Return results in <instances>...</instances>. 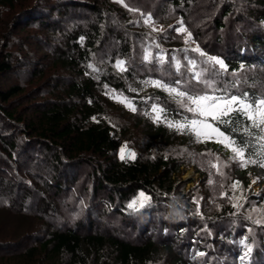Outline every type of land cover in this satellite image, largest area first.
I'll list each match as a JSON object with an SVG mask.
<instances>
[{
    "label": "trees",
    "instance_id": "trees-1",
    "mask_svg": "<svg viewBox=\"0 0 264 264\" xmlns=\"http://www.w3.org/2000/svg\"><path fill=\"white\" fill-rule=\"evenodd\" d=\"M18 1L30 0H0V6L14 8ZM124 2L36 0L21 13L45 30L40 42L47 47L48 63L42 58L31 72L39 88L0 89V119L11 130L0 134V140L12 161H21L14 152L34 154V172L29 174L40 187L30 184L22 192L23 201L8 206L28 212L22 205L29 203L51 224L45 238L26 249L23 263L264 264V194L256 197L249 187L258 180L264 193V168L240 167L232 151L169 127L167 121L192 119V113L168 92L146 83L162 80L175 87L180 81V90L211 94L205 83L210 81L229 92L264 95V0H158L160 17L138 0ZM149 16L160 18L166 31H153L144 22ZM199 16L202 26L213 25L217 37L213 42L196 39L206 56L191 51L194 47L175 31L179 18L191 25ZM146 51L151 53L148 61ZM213 55L224 59L229 73L218 74L205 63ZM120 60L127 71L115 66ZM189 60L196 62L195 68ZM202 69L208 71L197 82L193 76ZM12 72L9 53L0 59V75ZM40 93L45 99L35 100ZM115 94L134 105L135 111L127 110L135 124L114 115L117 108L124 109ZM31 97L20 111L22 100ZM153 104L165 109L160 122L153 120ZM127 145L137 153L135 158L121 159L120 150ZM85 167L92 169L96 198H104L90 215L70 223L54 207L56 202L50 203L51 210L47 201L62 193L73 199ZM189 168L199 174L200 186L187 189L182 175ZM141 192L148 200L129 208L143 199Z\"/></svg>",
    "mask_w": 264,
    "mask_h": 264
},
{
    "label": "rangeland",
    "instance_id": "rangeland-1",
    "mask_svg": "<svg viewBox=\"0 0 264 264\" xmlns=\"http://www.w3.org/2000/svg\"><path fill=\"white\" fill-rule=\"evenodd\" d=\"M52 1L55 2V0H51V2ZM89 1L92 2L93 0ZM114 1H118L123 5L125 4L124 0ZM138 2L150 6V9L153 8L154 10H157V16L160 17L159 12L161 11V8L160 6L157 7L158 0H138ZM35 4L36 0H30L27 2L18 1L14 8L0 6V59L9 53H13L14 62V72L8 75H0L1 90L6 91L13 85H25L28 89L39 88L40 86V84H35L32 73L33 67L39 63V60L42 58H45V60L43 59V63H48V59L46 58V46L42 45L40 42V37L44 36L45 30H43V28L38 29L36 27L38 25L37 23H29L26 18H22L21 16L25 9L32 7ZM200 15H202V13ZM151 21L152 23L149 25L152 30L155 28V32L158 33L166 31V26L164 23H161L160 18L159 20L151 19ZM181 21L183 22V27L187 30L186 32L180 33L184 36V39L187 36V33H191V39L188 40L186 44L193 46L194 48L198 46L200 50L206 53V48L202 47L196 39L201 36L203 41H206V39H211V42H213V39L216 40L217 37H215L216 35L214 36L211 30L213 25L208 27L202 26L200 23H203V18L200 16L197 17L196 22L191 23V25L184 19L179 18L175 22L177 26L180 27L179 22ZM38 45L41 49H38ZM213 56L224 61V59L218 55ZM32 80L33 83L31 82ZM44 94L45 93L42 95ZM42 95L41 93L39 95L37 94L38 98L35 100L45 99L46 96L42 97ZM45 95H47V98L49 97L47 92ZM32 97L31 99H28L29 102L26 100L27 98L22 100L24 106L19 109L20 111L25 109L26 105H28L33 99ZM114 99L120 104V106L122 105L124 107V109L117 108L113 112L114 115L121 122H127L132 125L135 124L134 118L130 117L128 111L132 110L134 107L129 98L115 94ZM122 100H125V102H121ZM125 109L128 112H125ZM22 127L25 128L24 125ZM10 131L11 130L5 126V122L0 119V134L5 136ZM135 139L139 140L137 142H140L141 140V138L137 136ZM207 140L220 146L223 150L231 152L229 148H225L222 144L217 143L215 139ZM18 143H21V141ZM122 149H124V157L126 156V152L130 150V153H134L133 158H135L137 153L133 152V149L130 146H124ZM13 154H16L21 159L20 162L18 161L19 163L14 158L13 160L15 162L12 161L10 159V154L5 153L3 144L0 140V264H26L22 261L24 252L27 248L34 245L37 240H43L47 233V224L51 225L46 220L39 217L38 211L35 212L36 207L30 206L29 203L23 202L24 204L22 205L28 206V212L19 211L16 207L8 206L9 203L14 206L17 203V200L21 201L22 199L23 201L24 193L22 192L25 187L29 188L30 184L36 188L40 187L38 181L34 179L36 178L34 174H29L30 171H32V173L34 172V164L32 162L34 161L32 160L34 154L28 152V154L26 153L24 155L23 151L20 153L14 152ZM129 157L132 156L129 155ZM229 164H231V162H229ZM91 174L92 169L90 167H85V173L81 176L80 183L76 185L73 199L69 193H62L60 196L53 197L54 199L50 196L51 199L48 198L47 201L49 207H52L50 205L52 200L56 202V206L54 207H57L56 209H59L60 211L63 210L65 213L64 216L68 217L67 219L70 223L71 221H76L77 219L75 218L88 215L90 210L95 211L96 206L101 203L100 200L104 197L96 198L95 192L93 191L95 182L94 179H92ZM199 177V174L194 168L186 169L182 175V179L186 183L187 189L200 186L201 180ZM255 181V183L251 182L250 188L256 193V197H262L264 194L263 187L259 186L258 180ZM31 209L34 211L32 212ZM42 209L46 210L45 207ZM50 209L47 211H50ZM53 209L54 208L52 207L51 210ZM84 231H88L87 226L84 228Z\"/></svg>",
    "mask_w": 264,
    "mask_h": 264
},
{
    "label": "snow or ice",
    "instance_id": "snow-or-ice-1",
    "mask_svg": "<svg viewBox=\"0 0 264 264\" xmlns=\"http://www.w3.org/2000/svg\"><path fill=\"white\" fill-rule=\"evenodd\" d=\"M146 24H151V17H147L144 21ZM180 27L175 28L177 33H183L187 30L183 27V22H179ZM153 31H156L153 28ZM191 39V33H187L185 37V43ZM159 47V45H157ZM191 51L199 53L201 56H206L202 50L197 46L191 49ZM151 59V53L146 51L144 60ZM160 62L163 63L165 57L160 55ZM191 68L196 67L194 60L188 61ZM205 63L211 65L213 69L219 73H229L228 66L222 59L214 56H207ZM125 62L123 60L116 62V67L121 72L127 71L124 67ZM92 68L93 65H89ZM176 68L179 70L180 63L176 62ZM191 68L189 70H191ZM243 68V65H241ZM204 71L208 69H202L200 72H196L193 76L197 82H200L203 78ZM231 75L235 76V72H231ZM152 86L160 88L169 93V95L176 100L181 107L189 113H192V119H185L184 121H167L168 126L175 128L179 132H188L195 136L197 142H205L206 139H215L217 143L222 144L225 148H229L232 153V159L239 163L240 167H247L251 165H257L264 168V95L259 98L254 97L249 92L242 93L229 92L227 89L217 88L214 86V82L206 81L207 87L211 90V94L208 92H190L189 90H180V81H176L177 86L165 83L162 80L147 81ZM237 85L234 83L233 88ZM126 100V98H125ZM122 100L121 102H125ZM135 111V108H132ZM165 109L158 104L152 105L153 120L155 122L161 121V116ZM241 121L244 123L241 124ZM235 133H240L246 139L237 140ZM253 142H255V150H253ZM130 156L134 157V153H130ZM121 159H124V149H121ZM219 167L217 165H212ZM219 174L223 175L222 172ZM254 180L252 183H255ZM212 183V181H209ZM238 181L231 185L233 192H235ZM251 187V185L249 186ZM223 195H227L224 193ZM142 200H134L128 205L129 208H135L137 203L142 207L143 203L148 200V197L144 193H140ZM234 207H240L239 204H234ZM259 222V221H257ZM243 243V241H241ZM251 249L249 248V251ZM203 256L204 253H199Z\"/></svg>",
    "mask_w": 264,
    "mask_h": 264
},
{
    "label": "water",
    "instance_id": "water-1",
    "mask_svg": "<svg viewBox=\"0 0 264 264\" xmlns=\"http://www.w3.org/2000/svg\"><path fill=\"white\" fill-rule=\"evenodd\" d=\"M130 150L126 152V157H129Z\"/></svg>",
    "mask_w": 264,
    "mask_h": 264
}]
</instances>
